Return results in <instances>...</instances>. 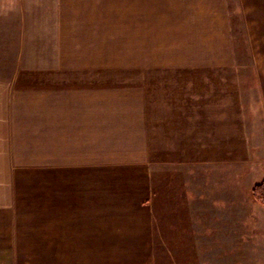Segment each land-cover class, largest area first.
<instances>
[{"label": "crops", "instance_id": "0c3cea01", "mask_svg": "<svg viewBox=\"0 0 264 264\" xmlns=\"http://www.w3.org/2000/svg\"><path fill=\"white\" fill-rule=\"evenodd\" d=\"M53 7V57L46 50L50 38L37 23L26 24L23 34L39 38L36 47L19 44L17 61L30 60L34 68L29 64L30 72L17 68L0 75V264L102 259L104 250L96 248L93 254L88 242L93 240V226L109 225L103 210L118 199L100 189L109 178L156 176L150 157L146 165L142 152L147 147L153 154L160 145L157 131L162 123L165 150L173 152V146H180L174 153L187 157L165 161L166 184L169 178L172 184L171 194L166 187V200L176 199L178 188L181 195L187 192L189 185L177 182L184 183V172L194 178L203 169V91L180 90L172 93L170 106L147 107L140 104V89H116L110 106L107 85L94 89L93 76L86 74L78 84L75 74L63 73L65 66L70 71L75 65L107 67L109 43L132 50L140 59L133 66L202 72L234 64L227 0H54ZM86 56L88 61L78 60ZM202 76L197 81H205ZM123 97L127 104H120ZM159 110L163 118L157 116ZM229 116L226 112L213 116L224 128L229 125V132L222 134L225 140L234 136ZM185 146H201L202 151L196 148L189 154ZM136 186L141 192L140 184ZM130 188L133 191L134 186ZM136 201L141 206L142 198ZM189 203L182 196V204L192 209Z\"/></svg>", "mask_w": 264, "mask_h": 264}, {"label": "rangeland", "instance_id": "374dc122", "mask_svg": "<svg viewBox=\"0 0 264 264\" xmlns=\"http://www.w3.org/2000/svg\"><path fill=\"white\" fill-rule=\"evenodd\" d=\"M53 3L54 0H0V75L14 73L17 68L18 72H30L28 67L34 68L30 60L17 61L19 44L25 42L36 47L39 38L34 33L23 34L26 24L37 23L44 37L50 38L46 50L53 57ZM227 6L234 62L231 66L202 72L178 67L133 66L140 59L134 57L132 50L116 48L119 43H109L107 67L75 65L70 71L65 66L63 73L75 74L78 84L79 79L85 80L86 74L93 76L94 89L107 85L110 106L116 89H140V104L147 107L170 106L175 99L172 93L180 90L203 91L204 165L203 169L199 166L194 178H188L191 174L184 172V183L181 179L177 182L189 185L184 189L187 192L181 195L178 188L176 199L166 200V187L169 186L171 194L172 184L170 178L166 184L165 161L187 157L174 153L180 146H173V152L165 150L162 123L163 129L157 131L160 145L152 149L156 156L147 147L142 152L146 165L150 160L156 176L139 179L135 173L127 179L109 178L108 185L105 183L100 189L108 192L110 198L118 199L109 204V210H103L109 225L93 226V240L88 242L94 249L93 254H97L96 248L104 250L103 258H44L36 259L37 264H42V260L43 264H84V261L91 264H264V206L252 194L254 187L264 180V0H227ZM76 57H80L78 52ZM86 58L78 60L88 61ZM200 74L205 81H197ZM136 78L140 81H133ZM125 99L118 100L124 105ZM159 111L161 114L157 116L163 118L165 114ZM224 112L230 115L231 121H226L231 122L230 131L234 133L230 140L222 136L229 132V125L224 128L213 117ZM193 115L184 113V117ZM215 125L222 128L212 129ZM196 148L199 153L202 151L201 146L183 147L189 154L196 152ZM153 159L157 162L152 163ZM139 184L141 192L136 186ZM130 186H134L133 191ZM184 195L192 209L182 204ZM96 197L100 200V194ZM138 197L142 198L141 206L136 201ZM129 199H133L130 204Z\"/></svg>", "mask_w": 264, "mask_h": 264}, {"label": "trees", "instance_id": "16d2710c", "mask_svg": "<svg viewBox=\"0 0 264 264\" xmlns=\"http://www.w3.org/2000/svg\"><path fill=\"white\" fill-rule=\"evenodd\" d=\"M254 199L264 206V180L253 189Z\"/></svg>", "mask_w": 264, "mask_h": 264}]
</instances>
